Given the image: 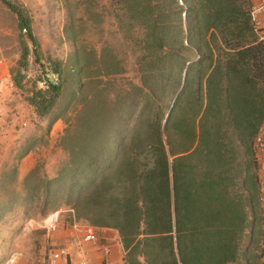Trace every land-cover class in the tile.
<instances>
[{"label": "trees", "instance_id": "obj_1", "mask_svg": "<svg viewBox=\"0 0 264 264\" xmlns=\"http://www.w3.org/2000/svg\"><path fill=\"white\" fill-rule=\"evenodd\" d=\"M0 1L35 48L29 19L10 0ZM99 4L87 0L85 11L95 23L99 13L90 6L112 15L132 60V79L111 98L106 85L92 89L96 81L78 80L69 103H78L79 111L59 139L66 159L53 177L31 168L21 180L25 198L59 201L78 221L114 228L125 264H264L252 153L264 120V38L248 0ZM74 29L69 25L68 38ZM20 44L23 67L29 49ZM74 49L78 76L86 71L81 63H97L96 76L125 74L118 48L88 50L86 62L77 57L85 50ZM37 64V78L47 83L48 70L61 71L55 61ZM9 72L21 87L20 68ZM60 91L59 79L25 100L44 116ZM32 145L29 139L19 155Z\"/></svg>", "mask_w": 264, "mask_h": 264}, {"label": "rangeland", "instance_id": "obj_2", "mask_svg": "<svg viewBox=\"0 0 264 264\" xmlns=\"http://www.w3.org/2000/svg\"><path fill=\"white\" fill-rule=\"evenodd\" d=\"M10 1L19 7L29 19V29L36 45L33 48L26 32L21 31L16 14L0 1V60L8 66V70L18 67L22 69L23 74L27 72L30 75L28 80L23 81L22 77L20 79L22 85L20 88L23 89L21 95L26 97L31 94V91L40 88L38 83L32 85L33 77L37 80L41 79L37 78L40 77L37 61L43 65H47L49 61L58 62L62 73L61 91L49 114L38 116L34 112V117L26 121L23 120L25 119L23 114L26 112V104L11 109L15 119L14 131L3 140L10 144V151L7 152V156H5V151H0V264H31L32 259H39L42 264L41 257L52 241V233L59 227L69 231L70 215L68 212L62 211L57 225L52 231L35 229L25 232L24 224L28 219H36L54 209H64L70 206L63 205L59 201L43 205L42 198L26 199L25 188L21 180L34 166L38 168L39 174L53 177L66 159L59 139L66 129L69 130L73 127L75 115L79 111H74L78 107V103L76 105L69 103L70 92L75 86L78 87V84L76 85L78 79H75L76 67L73 55L70 57V54L75 50V47L84 49L83 52L78 50L77 57L86 62L88 58L92 57L89 51L97 54L100 46L105 44L118 48L121 54H125L121 65L125 74L110 78L96 76L97 63H85L86 65L81 63L86 72L79 80L82 82L96 81V84L90 83V86L86 83L82 84L83 92H86L88 86L93 89L95 87L103 88L106 85L109 98L112 97L115 89L123 90L125 88L124 84L128 83L126 78L132 79V60L121 43V34L116 21L106 8L90 6L91 12L99 13L100 21L95 23L92 21V15L85 11L87 0ZM93 2H96L97 5H100L99 3L106 4V0H93ZM69 25L75 27L74 39L66 36ZM22 40L27 41L29 50L26 65L20 67L18 59L20 41ZM125 45L127 47L126 43ZM34 49L35 52H33ZM35 55L37 60L34 58ZM47 73L49 74V70ZM108 81L110 84H107ZM79 96L78 93L75 94V97ZM29 105L31 109H34L31 104ZM91 105L93 104L91 103ZM58 114L62 118L60 117L58 122L53 123L54 115ZM22 121H26V125H22L25 123ZM29 139L33 141L34 164L20 177L17 170L18 162L15 161V158L22 149L27 147ZM11 257L13 261L9 262L8 259Z\"/></svg>", "mask_w": 264, "mask_h": 264}, {"label": "crops", "instance_id": "obj_3", "mask_svg": "<svg viewBox=\"0 0 264 264\" xmlns=\"http://www.w3.org/2000/svg\"><path fill=\"white\" fill-rule=\"evenodd\" d=\"M263 1L264 0H248L250 6L261 4ZM257 17L259 19V27L264 31V8L257 14ZM25 43L29 48L27 41ZM27 60L26 55L25 62ZM22 72V69H20L21 77L23 78L22 80H28L30 78L29 73L24 72L23 74ZM50 72L51 71H49V73ZM85 72L82 73L85 74ZM83 74L78 76V73H76L75 79L79 80ZM59 76V79L61 80V72L59 73ZM34 79L35 77L32 78V81ZM22 90V88L16 86L12 81L8 66L0 60V151H5V156H7V152L10 151V144L3 140H5L4 137L8 138L12 134L15 125L14 113L11 112V109L15 107L19 108L26 104V112L23 114L25 119L23 120L29 121L34 117L35 111H33L34 109H31L29 103L25 100V96L21 95ZM54 118L55 120L53 123H56L59 121L58 119L60 117L54 115ZM26 121L22 122H25L26 125ZM6 133L7 136H5ZM32 149L33 148L26 150L21 155L18 154L19 156L16 155L15 161L18 162L17 170L18 176L20 177L23 176L34 164L35 158L33 157ZM68 233L69 231L66 228H57L51 235V243L56 245L65 244L69 256L74 262L80 259H85L89 264H102L103 262H106V264H125L124 250L120 243L118 233L114 228H99L97 240L93 243L68 241V239H66ZM100 245H107L109 247V252L105 260H102V256L98 249ZM262 254L264 259V238L262 240ZM32 260L33 261H30L31 264H40L39 259ZM55 264L65 263L63 260H58Z\"/></svg>", "mask_w": 264, "mask_h": 264}, {"label": "built area", "instance_id": "obj_4", "mask_svg": "<svg viewBox=\"0 0 264 264\" xmlns=\"http://www.w3.org/2000/svg\"><path fill=\"white\" fill-rule=\"evenodd\" d=\"M263 8L264 1L261 4L250 6V14L255 27L258 29V33L264 38V31L259 27V19L257 17V14ZM21 31L25 32L26 30L22 28ZM36 83H38L40 88H46L49 85L56 86L59 83V72L57 70L51 71L48 75V83L43 80H37ZM22 125H25V123H22ZM252 153L257 165L258 201L261 206V217L264 226V120L252 139ZM62 211H66L70 215L69 233L66 235L68 241L93 243L97 240L99 228L87 222L76 220L71 207H65L64 209L57 208L36 219H28L24 224L23 230L25 232L35 229L52 231L57 225ZM98 249L102 260H105L109 247L107 245H100ZM58 260H63L65 264H89L85 259L74 262L70 258L65 244L56 245L50 243L41 257V262L42 264H55ZM8 261L12 262L13 258H9ZM102 264H106V262Z\"/></svg>", "mask_w": 264, "mask_h": 264}]
</instances>
